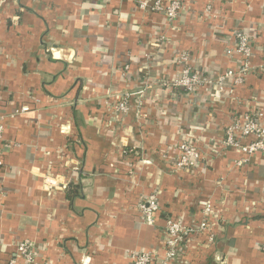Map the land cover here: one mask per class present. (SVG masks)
<instances>
[{"label":"crops","instance_id":"0c3cea01","mask_svg":"<svg viewBox=\"0 0 264 264\" xmlns=\"http://www.w3.org/2000/svg\"><path fill=\"white\" fill-rule=\"evenodd\" d=\"M237 31L252 40L253 71L240 82L194 94L165 85L183 53L209 80L238 72L241 58L226 53ZM262 64L264 0H194L172 23L134 0H0V258L22 242L34 264L161 256L166 220L194 227L208 203L218 220L170 264H264V156L237 166L246 156L223 145L246 110L264 118ZM123 93L130 109L115 118ZM185 141L201 153L193 171L175 167ZM69 185L79 187L71 201ZM150 194L161 207L154 225L138 211Z\"/></svg>","mask_w":264,"mask_h":264},{"label":"built area","instance_id":"2783aa9c","mask_svg":"<svg viewBox=\"0 0 264 264\" xmlns=\"http://www.w3.org/2000/svg\"><path fill=\"white\" fill-rule=\"evenodd\" d=\"M138 9L145 12L162 14L168 23L175 21L182 11L189 12L194 0H134ZM215 1V0H214ZM210 8L207 7V9ZM252 40L246 32L237 31L233 34V42L231 47L226 50L228 55L236 54L241 59L239 71H226L224 74L217 76L214 80L207 79L200 72H196L188 65V55L183 53L177 63L182 65L177 75L170 82L165 84L169 88H181L187 93L194 94L202 85H215L222 90V85L233 78L235 83L240 82L245 75L250 74L253 68L249 65V59L252 55ZM128 66H123L122 77L128 71ZM256 69L264 72V64ZM143 91L136 94L141 99ZM131 95L128 93L120 94L111 105V114L115 118H121L128 113L130 109ZM238 133V134H237ZM3 135V127L0 125V141ZM242 138H252L249 144L242 145ZM225 147L237 149L245 158L239 160L236 165L241 166L246 159L254 154L264 156V118L258 111V108L248 109L242 114L240 120H237L226 131L223 141ZM1 154V148H0ZM200 150L191 141L183 142L177 147V156L175 159V167L179 170L193 171L198 168L200 163ZM1 166V162H0ZM161 207L158 204L157 197L154 194L147 195L141 199L138 204V211L142 221L147 225H154L156 215L160 212ZM213 219L218 220L217 215L213 212L210 204H204L201 210V220L194 227H187L179 220L167 219L163 230V253L159 254L157 250L134 251L129 253L130 264H170L174 261L180 244L185 238L192 235L207 232L214 224ZM208 243L214 242V235H209ZM264 251V243L259 245ZM16 258H21L25 264H34L35 254L33 249L26 243H18L14 258L10 259L6 264H17ZM1 264V263H0ZM42 264H50L43 262Z\"/></svg>","mask_w":264,"mask_h":264},{"label":"trees","instance_id":"16d2710c","mask_svg":"<svg viewBox=\"0 0 264 264\" xmlns=\"http://www.w3.org/2000/svg\"><path fill=\"white\" fill-rule=\"evenodd\" d=\"M179 89H181V88H179ZM182 90H180V91H182ZM78 193H79V187L78 186L69 185L68 188L65 191L66 199L71 201V200H73L74 198H76L78 196ZM0 261L2 262L1 264H6L9 261V258L8 259L7 258L6 259L5 258H0Z\"/></svg>","mask_w":264,"mask_h":264}]
</instances>
